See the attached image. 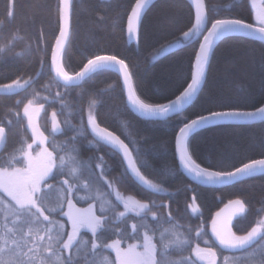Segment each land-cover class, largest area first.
<instances>
[{"label":"trees","instance_id":"obj_1","mask_svg":"<svg viewBox=\"0 0 264 264\" xmlns=\"http://www.w3.org/2000/svg\"><path fill=\"white\" fill-rule=\"evenodd\" d=\"M134 1L73 0L70 36L62 64L69 74H74L94 55H117L128 62L134 89L148 104L164 103L188 84L200 38L214 19L237 18L254 23L249 0H204L208 11L206 26L196 37L183 40L182 33L194 24L191 5L187 0H158L144 16L137 40L128 44L125 23ZM15 3L16 16L10 20L7 16L9 0H0V48L5 46L6 37L12 35L17 44L6 58L0 57V83H10L21 75L23 79L31 77L36 84L27 93L21 92L20 97L0 92V118H4L7 107L17 99L27 96L36 101L33 94L39 90L41 97H50V102L41 110L37 126L41 131H50L51 113L59 114L57 120L62 130L53 134L54 144L58 150L65 149L61 154L70 167L75 156L82 169L96 178L95 165L101 163L103 175L113 179L123 194L149 203L158 211L161 204H170L176 219L173 224L160 227V231L167 229L183 245L182 253L171 257L176 264L184 259L190 264L191 261L205 264L193 253L196 247L212 248L217 253L216 264H264V232L241 247L229 249L220 246L210 230L214 215L236 201L241 202L244 211L232 220L234 234L245 236L264 218V174L221 188L200 186L181 173L174 150L176 132L187 121L211 112L250 110L264 104V43L244 37L224 39L212 53L205 81L194 102L174 117L147 120L127 107L119 78L111 71L95 72L77 86L63 85L66 93L62 88L57 89L49 61L58 31V0H15ZM37 5L46 7L37 9ZM37 39H40L41 51L36 50ZM179 40L183 43L178 44ZM45 44L46 52L43 50ZM165 47L169 48L152 60ZM45 55L47 63L42 65ZM57 91L65 94L63 102H51ZM91 105L99 127L113 132L123 141L141 174L162 191L145 185L128 167L122 149L91 131L86 118ZM13 131L20 133L21 140L31 142L30 131L26 137L19 127H14ZM14 140L15 137L10 136L4 141L0 165L19 156L21 144ZM187 148L200 166L219 172L232 171L251 160L264 158V121L204 128L189 137ZM88 173L80 179L82 186L86 184ZM97 183L103 187L102 181L97 179ZM99 195L101 191L96 185L90 191L82 187L75 193L73 203L77 208L86 207L93 203L90 196ZM119 210L124 211L122 205ZM162 211L168 214V208ZM144 222L150 227L154 223L151 216ZM139 223V218L128 214L126 219L118 218L99 235L110 242L118 239L117 228L132 235V225ZM81 235L87 241L92 234L81 230ZM143 235L141 228V240ZM135 243L134 239H126L122 246ZM109 256L115 258L109 249H102L95 259L102 264Z\"/></svg>","mask_w":264,"mask_h":264},{"label":"snow or ice","instance_id":"obj_2","mask_svg":"<svg viewBox=\"0 0 264 264\" xmlns=\"http://www.w3.org/2000/svg\"><path fill=\"white\" fill-rule=\"evenodd\" d=\"M36 7L40 9L46 6L37 5ZM143 7L141 0H136L135 6L131 8V15L128 16L127 32L129 36H135L136 39L138 38V26ZM56 8L58 11L59 36L56 37V47L52 50L50 73L55 74L52 79L57 89L62 88L66 93L67 91L61 82L78 81L97 66L111 63L118 65L119 71L123 74L131 105L149 113H163L168 110L170 107L168 104L150 105L137 98L132 88L133 77L130 66L125 59L117 55H94L93 58L87 59L80 71L70 75L57 62V52L63 51V39L67 36L65 21L69 15L68 0H58ZM207 14L208 11L206 13L202 12L198 7L195 17L196 23L183 32V36H188L190 33H200ZM7 16L10 20L15 19V0H9ZM228 27H235L254 36L264 38V16L257 20L256 25L237 18L214 19L202 35L203 41L199 43V51L195 54L196 64L192 72L191 82L181 96L176 98V103H179L183 98L190 97L195 92L204 76L205 66L208 64L209 53L216 36L221 30ZM16 46L14 35L6 37L5 46L0 48V57L6 58ZM46 49L47 44L44 45L43 50L46 52ZM36 50H42L40 39L36 41ZM45 63H47L46 55L41 60L42 65H45ZM35 84V80L31 77L23 79V76L18 75L10 83H0V92L20 97L21 92L27 93ZM33 96L36 98L38 107L33 108V100L24 96L8 106L4 118H0V142L14 136V141L21 144L19 156H13L0 165V264H98L95 258L102 249H110L115 254L114 259H111L110 256L105 257L102 264H176L171 257L182 253L183 245L178 238H173L167 229L160 231V227L165 224L171 225L176 219L171 211L170 204H161V210L158 211L149 203L142 202V200H136L132 196L125 197L116 182L103 175L101 163L95 165L96 178L82 169L75 156L70 161V167L69 161L61 154L65 149L58 150L54 144L53 134L62 130L61 122L57 120L59 114L52 113L50 131L47 129L41 131L38 126L33 124V113L39 115L40 109H44L45 105L50 102V97H41L39 90ZM64 99L65 94L57 91L55 96L51 98V102H63ZM25 100H27V103L24 102ZM258 111L260 114H264V108H260ZM237 114L252 115L239 110H222L218 113H209L208 117ZM201 119L203 118L198 117L184 125L176 137L179 159L183 167L190 173L197 177L224 180L245 173L249 169H264V159L251 160L249 163H245L230 172H219L201 167L189 155L186 147V138L190 130ZM25 120L27 121L26 124L24 123ZM97 120L95 116L89 114L87 126L91 127V131L96 136L122 149L128 167L145 185L156 191H162L156 184H153L141 174L132 153L123 141L113 135V132L100 128ZM14 127H19L25 137L31 130L33 133L31 142L27 143L25 140H21L20 133H14ZM45 131H48L47 135H45ZM68 143L71 144V140ZM50 148L51 150H49ZM97 169L100 171L97 172ZM84 173H88V176L86 184L82 186L80 179L84 176ZM97 179L103 182V187L97 183ZM50 181H54V183ZM93 185L97 186V189L101 191V195L89 197L93 203L89 204L88 209H77L73 203L75 193L80 191L82 187L90 191ZM113 196L115 197L114 200L112 199ZM236 203L239 204L240 201H236ZM65 205L68 211L64 210ZM121 205L124 211L119 210ZM164 208H168L167 215L162 211ZM241 211H243V205H241ZM128 214H134L141 221L139 224L132 225V235L122 233L117 228L118 239H112L110 242L101 239L100 232L106 230L118 218L126 219ZM149 216L154 221L151 227L144 222ZM64 217L66 219H61ZM141 228L144 229L142 240L140 237ZM82 229L91 232L92 235L89 240L85 241L83 239ZM213 231L219 245L229 249L241 247L261 232H264H258L256 227H252L251 231L245 236L235 234L225 236L216 232L215 228H213ZM158 232L159 235L157 236ZM126 239H134L137 243L129 244L125 248L122 245ZM205 251L210 257L217 256L212 248L205 250L197 247L193 249L195 256L200 260L206 259L202 255V252ZM180 264H190V262L188 259H184ZM191 264H195V261H191ZM209 264H216L215 259L209 260Z\"/></svg>","mask_w":264,"mask_h":264},{"label":"water","instance_id":"obj_3","mask_svg":"<svg viewBox=\"0 0 264 264\" xmlns=\"http://www.w3.org/2000/svg\"><path fill=\"white\" fill-rule=\"evenodd\" d=\"M157 1L158 0H141V2L143 3L144 7H143V10H142V13H141V16H140V21H139V26H138V34H139V29H140V26H141V23H142V20H143L144 16L146 15V13L150 9V7ZM187 1L189 2V4L192 7L193 14H194V22L193 23L195 24L196 23L195 17H196L197 8L199 7L202 12L206 13L205 1L204 0H187ZM72 3H73V0H68L69 15H68L67 20L65 21V30L67 32V36H66V38L63 39L64 48H65V46H66V44L68 42L69 36H70ZM135 4H136V0L132 4L131 8L134 7ZM131 8H130L128 14H127L126 23H125V38H126V42L128 44H132V43H134L137 40L135 36H129V34L127 32L128 16L131 15ZM206 23H207V16L205 18V22H204V25L202 27H205ZM134 24H135V21H134ZM254 25H256V24H254ZM209 27H210V25H209ZM206 30H207V28L205 29L203 34L206 32ZM57 36H59V23H58V31H57V34L55 36V40L53 42V45H52V48H51V51H50L49 68H51V64H52V50H53V48L56 47L55 41H56V37ZM228 37H244V38L257 40V41H260V42L264 43V38H261L260 36H254V35L250 34L247 31H242V30H239L238 28H235V27H228L226 29L221 30L218 33V35L216 36V38H215L214 45H213V47H212V49H211V51L209 53L208 64L205 66L204 76L201 79L200 84L198 85V87L195 90V92L190 97L183 98L179 103H176V98L181 96V94L187 88V85L191 82L192 72L194 71V66L196 64V59H195V55H194L193 62H192V67H191V76H190V80H189L188 84L175 97H173L172 99H170V100H168V101H166L164 103H161V104H150V105H165V104L170 105L168 110L163 112V113H159V112H156V113L144 112V111L136 108L135 106L131 105V103H130V101L128 99L129 92H128L127 86L124 83L123 74H122V72L119 71V66L115 65V64L105 63V64H102V65H99L94 70L88 72L82 79H80L78 81L74 80V81L61 82V83L63 85H65V86H76V85H79L85 78L89 77L90 75H92L95 72H98L100 70L111 71V72L115 73L118 76L119 82H120V85H121V88H122V91H123L125 103H126L127 107L135 115H137V116H139V117H141L143 119H147V120H165V119L174 117L175 115L181 113L182 111H184L186 108H188L194 102V100L197 98V96H198V94H199V92H200V90H201V88L203 86V83L205 81L207 70H208V66H209L213 51L215 50V48L217 47V45L221 41H223L224 39H226ZM202 41H203V37L201 36L199 43L202 42ZM64 48H63V51H64ZM63 51L62 52L61 51L57 52V62L61 66H63V64H62ZM198 51H199V44H198L197 49H196V52H198ZM196 52H195V54H196ZM82 68H83V66L78 71H80ZM51 74H52L53 77L55 76L54 73H51ZM70 75H74V74H70ZM132 88H133V91L136 93V91L134 89V86H133V83H132ZM136 96H137L138 99H140L139 96L137 95V93H136ZM140 100H142V99H140ZM260 108H264V104H262L259 107L250 109V110H239V111H242L244 113H251L252 115L237 114V115H229V116H213V117L209 118L208 117L209 113H208V114H204V115L198 116V117H202L203 119H201L200 122L197 125H195L192 130H190V132H189V134H188V136L186 138V147H187V141H188L189 137L192 134H194L195 132H197L199 130L207 128V127H212V126H216V125H223V124L245 125V124H253V123L263 122L264 121V114H260L259 113L258 110ZM218 112H221V111H216V112H211V113H218ZM198 117H195V118L187 121L186 123H184L177 130L176 135H175V140H174V150H175L176 162H177V165H178L181 173L187 179H189L191 182H193V183H195L197 185H200V186L212 187V188H221V187H225V186H229L231 184L237 183V182L242 181V180H244L246 178H250V177H253V176H258V175L264 174V169H259V168H257V169H249L245 173L237 174V175H235L233 177H230V178H227V179H224V180H219V179H208V178H203V177H197L194 174L190 173L187 169H185L183 167L180 159H179V153L177 152L176 137H177V134H178L179 130L184 125L188 124L189 122L195 120ZM3 146H4V142H0V152L3 149ZM113 146L117 147L116 145H113ZM259 159H264V158H259ZM249 162H247V163H249ZM241 166H239V167H241ZM239 167H237V168H239ZM205 169H207V168H205ZM208 170H211V169H208ZM232 171H234V170H232ZM202 255H204L206 257V259H204V260L208 261L210 259V256H208L207 253H202Z\"/></svg>","mask_w":264,"mask_h":264},{"label":"rangeland","instance_id":"obj_4","mask_svg":"<svg viewBox=\"0 0 264 264\" xmlns=\"http://www.w3.org/2000/svg\"><path fill=\"white\" fill-rule=\"evenodd\" d=\"M263 2L264 0H249V3L251 5V9H252V13H253V21L254 23L256 24L257 23V20L261 17V16H264V5H263ZM202 29V28H201ZM201 31V30H200ZM199 33H190L188 36H183L184 38H182L183 40H188L190 38H194L198 35ZM183 40H179L178 41V44H182ZM167 48L169 47H165L163 48L162 50H160L158 53H156L153 57H152V60L156 59L157 57H159L161 54H163ZM38 107V105L36 104V101L33 100V108H36ZM93 105H91V107L87 110L86 112V118L88 119V116L89 114L93 115V109H92ZM41 110L40 109V112H39V115L41 113ZM53 113V112H52ZM52 113H51V116H50V130H51V127H52ZM39 115H36L35 113H33V124L35 126H37V121H38V116ZM27 123V121H26ZM91 128V127H90ZM30 132L32 133V131L30 130ZM33 135V133H32ZM114 145V144H113ZM117 146V145H116ZM118 147V146H117ZM124 155V154H123ZM159 189H161L159 186H158ZM125 195V194H124ZM128 195H125V197H127ZM241 202L239 204H237L236 202H233V203H228L227 205H225L224 207H222V209H220L215 215L214 217L212 218L211 220V223H210V230H211V234L213 235L215 241L219 244L218 240L216 239V235L213 231V228H215L216 232H219L221 233L222 235H225V236H228L230 234H234L232 232V229H231V223H232V220L241 215L242 212L244 211H241ZM76 207V206H75ZM77 208V207H76ZM89 208V205L86 206V207H82V208H77V209H81V210H86ZM244 209V207H243ZM65 211H68V208L67 206L64 208ZM66 219V217H64ZM257 228L258 232H261L263 231L264 229V218L260 219L257 224L254 226ZM82 230H85V231H88L90 232L89 230L87 229H82ZM230 230V231H229ZM261 234V233H260ZM260 234H258L255 238H257ZM236 235V234H235ZM247 235V234H246ZM238 236V235H237ZM254 238V239H255ZM252 241V240H251ZM249 241V242H251ZM125 248H127L128 246H124ZM197 248V247H196ZM200 249H207V248H203V247H199ZM195 249V248H194ZM110 250V249H109ZM111 251V250H110ZM194 253V252H193ZM202 253H207L206 251L205 252H202ZM211 259H214L213 257L210 258ZM205 264H209V261H204Z\"/></svg>","mask_w":264,"mask_h":264},{"label":"bare ground","instance_id":"obj_5","mask_svg":"<svg viewBox=\"0 0 264 264\" xmlns=\"http://www.w3.org/2000/svg\"><path fill=\"white\" fill-rule=\"evenodd\" d=\"M77 86V85H76Z\"/></svg>","mask_w":264,"mask_h":264}]
</instances>
